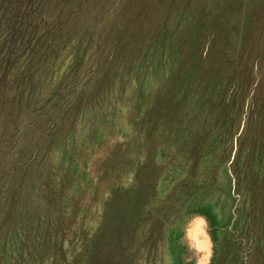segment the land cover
Returning a JSON list of instances; mask_svg holds the SVG:
<instances>
[{
	"label": "rangeland",
	"instance_id": "rangeland-1",
	"mask_svg": "<svg viewBox=\"0 0 264 264\" xmlns=\"http://www.w3.org/2000/svg\"><path fill=\"white\" fill-rule=\"evenodd\" d=\"M4 2L0 264H264V0Z\"/></svg>",
	"mask_w": 264,
	"mask_h": 264
},
{
	"label": "trees",
	"instance_id": "trees-1",
	"mask_svg": "<svg viewBox=\"0 0 264 264\" xmlns=\"http://www.w3.org/2000/svg\"><path fill=\"white\" fill-rule=\"evenodd\" d=\"M40 1L41 0H5V2H4V4H5L4 17L2 19L3 22L6 23V25H8L10 22L12 24V27H16L15 24L17 23L18 19L13 20V18L10 16V12H12V11H8V9L9 8L13 9V12L16 14V10L20 9L19 7H22L23 11L22 12L20 11L19 18H20V20H22L24 25H18L17 27H20V32L24 31L23 32L24 34H26V31L28 33H30V29H32L33 24L32 23L28 24L29 17H27V14L29 12H32V11H35L33 13H37V9L39 7V4L41 3ZM36 4H38V5L36 6ZM34 6H36V7H34ZM15 21H16V23H15ZM30 34L31 35L29 36V40H32L36 37L35 34H33V33H30ZM29 46H30V44L27 43L26 49H29L28 48ZM7 55H9V54H7Z\"/></svg>",
	"mask_w": 264,
	"mask_h": 264
}]
</instances>
